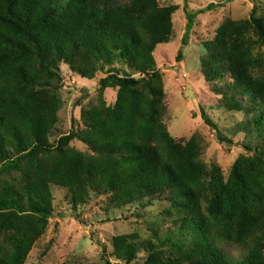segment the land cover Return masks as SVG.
<instances>
[{"label": "trees", "instance_id": "16d2710c", "mask_svg": "<svg viewBox=\"0 0 264 264\" xmlns=\"http://www.w3.org/2000/svg\"><path fill=\"white\" fill-rule=\"evenodd\" d=\"M178 10L158 0H0V264L25 263L53 217L54 188L66 192L73 211L92 194L114 208L167 203L148 222V238L112 239L117 264H132L142 250L143 264H264V14L252 7L245 20L227 19L201 45L203 81L227 112L246 111L241 97L248 99L249 125L261 141L244 146L250 157L236 160L224 180L215 166L199 165L195 136L178 141L163 122L153 55L173 39ZM186 10L182 47L196 16ZM60 65L81 80L101 78L94 104L83 105L90 97L82 95L78 120L51 143ZM107 90L115 92L111 104ZM200 117L215 128L202 108ZM166 225L173 230L154 239ZM224 244L240 255L231 257Z\"/></svg>", "mask_w": 264, "mask_h": 264}, {"label": "rangeland", "instance_id": "374dc122", "mask_svg": "<svg viewBox=\"0 0 264 264\" xmlns=\"http://www.w3.org/2000/svg\"><path fill=\"white\" fill-rule=\"evenodd\" d=\"M124 5L129 0H113ZM160 6L177 5L179 10L172 17L174 37L167 45L159 46L154 53L156 70L161 73L166 113L163 119L167 131L178 141H186L195 136L201 146L202 168L215 166L224 180L230 168L239 158L250 157L245 147L253 148L261 141L257 132L249 125L252 111L246 97H241L246 111L227 112L203 81L199 60L205 53L201 45L213 38L215 31L227 19L245 20L252 7L257 16L264 14V0H158ZM208 6H212L210 10ZM187 9V10H186ZM198 13L200 10H204ZM195 14L194 26L189 37V44L181 46V38L186 28V17ZM186 12V13H187ZM202 48V50H201ZM181 50L182 59L176 62V55ZM117 66V65H115ZM119 66V65H118ZM127 70V69H126ZM61 90L59 95L62 106L58 112V122L50 138L51 143L71 127V118L78 120L79 108L75 102L82 95H89L83 102L94 104L97 81L101 75L91 81L81 80L72 74L65 65L59 66ZM115 99V92H105L106 104ZM89 104H87L88 106ZM200 108L204 110L214 127L207 126L200 117ZM252 108V107H250ZM254 110V109H253ZM248 124V128L244 125ZM221 136L232 140V145L221 142ZM76 149L85 152L82 144L74 142ZM54 195L53 217L45 234L33 245L24 264H117L112 256V239L118 235L138 233L148 238V222L159 216L167 203L152 202L142 208L135 204L123 208L109 207L105 196L90 195L89 201L72 210L66 199V192L52 189ZM139 215V216H138ZM166 225L157 232L156 238H162L173 230ZM158 236V237H157ZM144 240V239H142ZM231 257L237 258L241 250L232 245L221 246ZM146 257L141 251L132 264H143Z\"/></svg>", "mask_w": 264, "mask_h": 264}, {"label": "crops", "instance_id": "0c3cea01", "mask_svg": "<svg viewBox=\"0 0 264 264\" xmlns=\"http://www.w3.org/2000/svg\"><path fill=\"white\" fill-rule=\"evenodd\" d=\"M201 50H202V48H201Z\"/></svg>", "mask_w": 264, "mask_h": 264}]
</instances>
